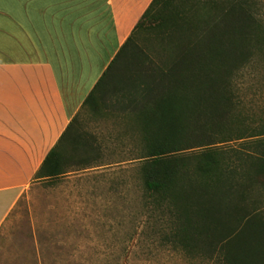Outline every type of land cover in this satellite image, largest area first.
Here are the masks:
<instances>
[{
	"label": "trees",
	"instance_id": "trees-1",
	"mask_svg": "<svg viewBox=\"0 0 264 264\" xmlns=\"http://www.w3.org/2000/svg\"><path fill=\"white\" fill-rule=\"evenodd\" d=\"M263 12L264 0H153L80 110L124 121L145 207L173 226L166 241L220 264H264V207L252 198L264 113L250 126L235 94L245 73L264 76ZM80 112L34 183L107 166L105 143L76 130Z\"/></svg>",
	"mask_w": 264,
	"mask_h": 264
},
{
	"label": "crops",
	"instance_id": "crops-1",
	"mask_svg": "<svg viewBox=\"0 0 264 264\" xmlns=\"http://www.w3.org/2000/svg\"><path fill=\"white\" fill-rule=\"evenodd\" d=\"M153 0H0V230Z\"/></svg>",
	"mask_w": 264,
	"mask_h": 264
},
{
	"label": "rangeland",
	"instance_id": "rangeland-1",
	"mask_svg": "<svg viewBox=\"0 0 264 264\" xmlns=\"http://www.w3.org/2000/svg\"><path fill=\"white\" fill-rule=\"evenodd\" d=\"M235 94L237 113L258 126L264 76L245 73ZM124 126L119 117L97 120L80 112L76 130L105 143L107 166L52 184L33 182L0 230V264H220L218 258L189 256L166 241L173 226L163 213L145 207L139 163L132 161L138 155L128 153L130 141L118 137ZM252 198L264 207V179Z\"/></svg>",
	"mask_w": 264,
	"mask_h": 264
}]
</instances>
